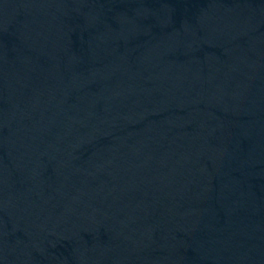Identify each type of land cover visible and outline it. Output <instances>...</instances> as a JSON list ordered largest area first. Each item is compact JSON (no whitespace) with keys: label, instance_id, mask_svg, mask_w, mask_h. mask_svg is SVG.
Segmentation results:
<instances>
[{"label":"water","instance_id":"obj_1","mask_svg":"<svg viewBox=\"0 0 264 264\" xmlns=\"http://www.w3.org/2000/svg\"><path fill=\"white\" fill-rule=\"evenodd\" d=\"M0 264H264V0H0Z\"/></svg>","mask_w":264,"mask_h":264}]
</instances>
